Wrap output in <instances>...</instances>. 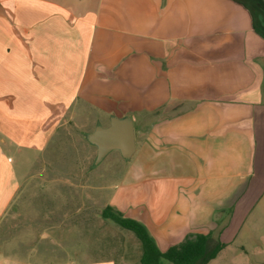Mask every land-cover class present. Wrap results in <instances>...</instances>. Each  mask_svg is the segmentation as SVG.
Returning a JSON list of instances; mask_svg holds the SVG:
<instances>
[{"label": "crops", "instance_id": "obj_1", "mask_svg": "<svg viewBox=\"0 0 264 264\" xmlns=\"http://www.w3.org/2000/svg\"><path fill=\"white\" fill-rule=\"evenodd\" d=\"M114 117L142 143L107 206L162 251L264 232V0H0V217L17 155Z\"/></svg>", "mask_w": 264, "mask_h": 264}, {"label": "rangeland", "instance_id": "obj_2", "mask_svg": "<svg viewBox=\"0 0 264 264\" xmlns=\"http://www.w3.org/2000/svg\"><path fill=\"white\" fill-rule=\"evenodd\" d=\"M60 131L44 151L15 158L21 185L0 217V264H119L121 255L125 264H139L142 248L134 233L102 217L133 157L125 160L116 150L88 169V135L63 137ZM136 140L141 144L142 136ZM247 233L213 232L211 243L231 244L213 264H264V232L246 239Z\"/></svg>", "mask_w": 264, "mask_h": 264}, {"label": "trees", "instance_id": "obj_3", "mask_svg": "<svg viewBox=\"0 0 264 264\" xmlns=\"http://www.w3.org/2000/svg\"><path fill=\"white\" fill-rule=\"evenodd\" d=\"M102 217L134 233L142 248L140 264H208L225 247L220 241L211 243V233H189L183 241L162 251L155 237L140 220L126 216L112 205L103 209Z\"/></svg>", "mask_w": 264, "mask_h": 264}, {"label": "water", "instance_id": "obj_4", "mask_svg": "<svg viewBox=\"0 0 264 264\" xmlns=\"http://www.w3.org/2000/svg\"><path fill=\"white\" fill-rule=\"evenodd\" d=\"M90 142L97 146L95 164H99L113 150H119L125 160H130L136 150L134 121L131 118H112L107 128L98 126L88 134Z\"/></svg>", "mask_w": 264, "mask_h": 264}]
</instances>
